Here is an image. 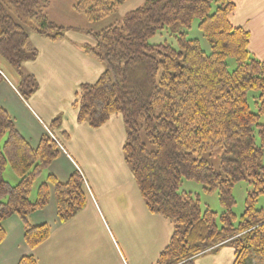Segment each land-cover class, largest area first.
Instances as JSON below:
<instances>
[{
    "label": "trees",
    "instance_id": "trees-1",
    "mask_svg": "<svg viewBox=\"0 0 264 264\" xmlns=\"http://www.w3.org/2000/svg\"><path fill=\"white\" fill-rule=\"evenodd\" d=\"M126 1L77 0L73 11L96 24ZM49 5V0H0V56L14 69L17 91L26 102L39 89L35 77L24 71L39 55L31 33L58 42L68 32L48 17ZM235 9L233 0H146L120 23L84 31L89 43L81 49L104 72L94 84L79 87L77 122L99 129L115 116L122 118L125 162L145 205L173 225L155 264H195L198 257L224 247L234 250V264H254L257 258L264 264V206L257 207L264 199V61L250 51L251 33L232 24ZM196 20L210 53L188 38ZM162 31L175 37L178 48L150 43ZM229 59L236 63L233 71ZM60 121L52 122L51 132ZM218 150L222 156L216 169L210 158ZM59 154L49 135L33 148L0 108V245L6 238L2 224L13 216L20 218L31 250L48 241L50 227L31 225L29 216L49 205L50 187L62 223L85 208L86 186L79 172L66 183L49 175L31 200L34 181ZM8 166L20 178L16 186L3 178ZM185 180L218 193L220 226L217 213H203L199 200L180 192ZM241 182L252 191L237 220L233 189ZM19 264L39 263L24 256Z\"/></svg>",
    "mask_w": 264,
    "mask_h": 264
},
{
    "label": "crops",
    "instance_id": "crops-1",
    "mask_svg": "<svg viewBox=\"0 0 264 264\" xmlns=\"http://www.w3.org/2000/svg\"><path fill=\"white\" fill-rule=\"evenodd\" d=\"M233 1L232 24L251 33L250 51L264 61V0ZM49 10L50 5V18ZM65 28L66 38L58 42L30 35L39 52L36 60L24 65V71L39 85L32 104L21 97L14 69L0 56V108L33 148L49 132L60 140L62 149L49 172L62 183L79 172L85 181L87 204L73 219L62 223L51 190L49 205L29 216L31 225L47 224L51 230L48 241L35 250L25 243L20 218L6 220L2 224L6 238L0 245V264H19L24 256H34L39 264H155L169 243L173 225L145 205L125 162L122 118L115 116L99 129L77 122L76 93L81 85L94 84L104 66L82 51L89 43L85 29ZM57 118L60 126L53 133L49 127ZM98 231L108 238L110 249L106 253L96 251ZM109 231L119 236V243H114ZM195 264H234V250L224 247L206 253L195 259Z\"/></svg>",
    "mask_w": 264,
    "mask_h": 264
},
{
    "label": "rangeland",
    "instance_id": "rangeland-1",
    "mask_svg": "<svg viewBox=\"0 0 264 264\" xmlns=\"http://www.w3.org/2000/svg\"><path fill=\"white\" fill-rule=\"evenodd\" d=\"M50 1V10L48 11V14L50 18L56 22L59 25H62L64 27H73V28H79V29H85V30H92L93 32H100L104 30L105 28L116 25L122 21L124 16L129 13L130 11L135 10L136 8L142 6L146 0H127L124 2L118 11L103 19L102 21L96 23V24H90L87 22L86 18L81 15L77 14L72 10V5L77 2V0H49ZM188 32V38L189 39H196L201 48L206 52L210 53L211 48L210 44L205 38L204 34L199 29V21L196 20L191 29L187 30ZM151 44L159 45V44H169L173 46L174 48H178V41L175 39L173 35L166 31H162L159 34H157L154 38L150 41ZM236 67V63L233 59H229V69L233 71ZM27 102L32 104L33 97H28ZM250 105L253 111H255V107L253 104L252 99H250ZM264 119V118H263ZM222 156V151L218 150L214 154H212L210 161L212 165L217 169L220 165ZM49 169L43 170L42 174L34 181L32 190H31V200L35 201L37 198L38 188L41 183L46 182L47 177L51 175L49 172ZM3 178L6 182L11 184L12 186H16L20 178L14 173L13 169L8 166L3 174ZM59 181V180H58ZM60 182V181H59ZM51 190H53L50 187V195ZM252 191V186L248 182H241L237 184L233 189V196L236 201V205L233 209V212L239 220L242 216V214L245 211V202L248 195V192ZM180 192L183 193H190L193 198L200 201L201 210L204 213L206 210L210 209L211 211L217 213V224L220 226V216L223 212V207L220 204L219 196L217 192L214 193H206L204 191V186L195 182V181H188L185 180L183 184L180 187ZM54 193V190H53ZM55 198V195H54ZM264 206V199L261 197L259 198L257 207L261 208ZM110 236L113 238L114 243H119L120 238L118 235H113L110 231ZM98 239L95 242V246L97 247L96 251L99 253V251L106 253L109 250V241L106 236V234L102 231L97 232ZM262 262L257 258L254 260V264H261Z\"/></svg>",
    "mask_w": 264,
    "mask_h": 264
},
{
    "label": "built area",
    "instance_id": "built-area-1",
    "mask_svg": "<svg viewBox=\"0 0 264 264\" xmlns=\"http://www.w3.org/2000/svg\"><path fill=\"white\" fill-rule=\"evenodd\" d=\"M53 140H55L57 142V144L59 145V147H61V144L59 143V141L54 137L52 136Z\"/></svg>",
    "mask_w": 264,
    "mask_h": 264
}]
</instances>
